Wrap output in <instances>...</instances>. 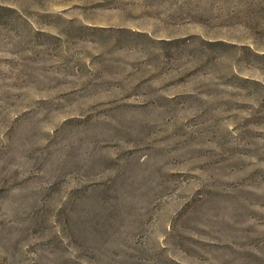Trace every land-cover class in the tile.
I'll return each instance as SVG.
<instances>
[{"label":"rangeland","instance_id":"obj_1","mask_svg":"<svg viewBox=\"0 0 264 264\" xmlns=\"http://www.w3.org/2000/svg\"><path fill=\"white\" fill-rule=\"evenodd\" d=\"M0 264H264V0H0Z\"/></svg>","mask_w":264,"mask_h":264}]
</instances>
